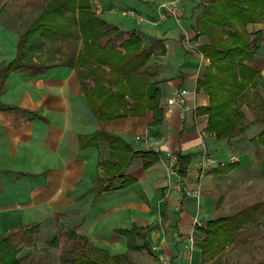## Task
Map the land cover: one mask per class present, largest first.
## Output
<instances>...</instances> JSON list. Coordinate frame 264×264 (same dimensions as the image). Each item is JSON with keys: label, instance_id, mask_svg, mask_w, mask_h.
<instances>
[{"label": "crops", "instance_id": "1", "mask_svg": "<svg viewBox=\"0 0 264 264\" xmlns=\"http://www.w3.org/2000/svg\"><path fill=\"white\" fill-rule=\"evenodd\" d=\"M90 1L93 8L99 5L96 0ZM133 1L151 12L148 23L161 21L155 16L165 0ZM166 1L190 8L189 15L182 11L177 20L186 17L190 31L179 33L178 42L181 48L185 43L186 49L182 48V63L175 67L167 60L171 51L165 34L116 25L124 31L136 30L156 37L165 44L166 53L158 59L154 77L158 83L151 87L160 92V124H151L149 110L141 116L99 123L86 103L75 68L61 63L71 49L63 46L64 42L69 46V41H73L68 36L61 41L46 40L40 49L32 51L35 60L51 64L44 72L9 74L0 102L30 114L0 110V235L37 223L40 231L36 242L45 228L52 234L50 239L60 231H74L88 240V246L124 256L127 264H207L202 263L203 243L195 226H205L218 216L264 202V14L244 26L252 34L250 39L256 31L261 33L251 64L259 73V80L245 92L241 106L244 131L231 139L202 141L198 131L206 127L207 115L196 114L195 109L208 104V97L203 91H196L195 86L209 62L185 40L194 34L192 25L199 15L200 0ZM98 13L100 16L102 12ZM22 29L0 19V65L15 57ZM182 87L191 90V110L184 119L176 107L166 104L168 96ZM99 128L121 137L134 151H155L158 160L144 167L139 156L133 157L125 170L132 179L128 186L96 193L101 179L107 178L109 143L102 139L84 146L82 139ZM203 144L208 154L222 164L198 169ZM167 151L176 157L189 156L185 174L177 173V160L176 172H172ZM230 156L238 160L232 162ZM176 183L193 195H180L175 190ZM260 221L246 225L234 243L218 254L220 263L264 261V220ZM129 228L141 230L132 243L121 231ZM252 229L262 233L250 235L247 231Z\"/></svg>", "mask_w": 264, "mask_h": 264}, {"label": "trees", "instance_id": "2", "mask_svg": "<svg viewBox=\"0 0 264 264\" xmlns=\"http://www.w3.org/2000/svg\"><path fill=\"white\" fill-rule=\"evenodd\" d=\"M203 9L192 25L195 35L203 34L207 42L198 46V52L209 64L196 80V91H203L208 104L198 106L196 114L207 115L208 130L218 139H231L243 133L241 106L245 92L254 87L259 73L251 67L254 52L261 36L259 31L247 32L245 25L257 21L264 14V0H200ZM199 3V6H200ZM90 0H47L35 19L20 31L15 57L0 65V94L13 71L44 72L51 64L34 59L32 51L40 49L44 41L65 40L75 43L61 63L75 68L86 103L99 123L128 116H141L145 110L152 113V125L163 119L156 67L148 64L152 57L164 55L166 47L161 39L136 30H121L108 23L93 8ZM103 10V8H102ZM119 36V38H118ZM153 78V79H152ZM152 79V80H151ZM0 110H26L0 102ZM86 139V140H85ZM105 139L110 151L105 161L107 178L95 188L102 193L113 188H125L132 179L125 174L129 161L139 156L144 167L158 160L153 150H132L121 137L101 128L82 139V145ZM85 140V141H83ZM190 162L189 156L177 155V173L183 175ZM119 180V185L114 183ZM264 220V202L256 203L226 216H218L195 226L203 243L202 263L221 264L218 254L234 243L237 235L251 223ZM39 224H30L0 235V264H23L28 254L19 251L31 246L39 233ZM130 243L140 235L137 228L122 229ZM74 239L70 252L79 253L66 258L67 264H127L124 256L109 255L105 250L88 246V240L74 231L67 232ZM53 237L49 243H53ZM135 246V245H134ZM64 260V259H63ZM248 264H264L253 262Z\"/></svg>", "mask_w": 264, "mask_h": 264}, {"label": "rangeland", "instance_id": "3", "mask_svg": "<svg viewBox=\"0 0 264 264\" xmlns=\"http://www.w3.org/2000/svg\"><path fill=\"white\" fill-rule=\"evenodd\" d=\"M96 1L99 3V6L103 8V11L100 16L109 23L115 25L121 24L123 26H126L127 28H132L133 26H135V27H139L142 31H146V29H148L149 31L148 33L151 34H153L154 31H158L161 34H165V36L168 38V48L171 51L168 52L167 60L173 65V67L182 63L181 61L182 52H183L182 48L186 49V45L183 42L184 45L181 48L182 45L179 44L178 37L181 31L183 34H188L190 31V23H189L190 21L186 19V17H184L182 21L178 22L174 16H171L165 20H161L158 23L152 25L151 23H148L149 22L148 18H150L149 15L151 12L147 13V10L143 9V7H139L136 1L133 0H117L116 2L109 0H96ZM46 2L47 0H0V19L4 23L6 22L10 25L16 26L17 29L19 27L25 29V27L28 26L35 19L36 15L39 13L40 9ZM163 2L167 3L166 0ZM176 6L180 8L183 12L185 11L186 14L188 15L190 14V8L183 7L184 8L183 9L179 5V3H177ZM203 6L204 5L201 2L200 6L197 8L198 9L197 12L199 11V15L202 12ZM110 7L118 11H111L109 9ZM128 8L135 9L136 12L139 14V16L145 18L146 21L137 23L133 17L129 15L128 16L122 15L121 9H128ZM96 14L99 13L96 12ZM154 15L155 14H153V16ZM155 17L158 18V14ZM23 29L21 31H23ZM191 38L185 40H187V43H190V45L194 49H196L197 52H198L197 49L198 46L204 42H207V37L203 34L195 35L194 32ZM64 43L63 46L69 49V47L72 48L71 46L73 45V43H75V41H69V46ZM159 58L160 56H157L156 58L152 57L148 62V64H150L151 66L160 64V61H158ZM154 59H157L156 61L158 63L154 62ZM187 59L188 58H186V60ZM157 69L158 66L156 67V72ZM260 223H262V221H260ZM247 232L250 233V235L253 234L255 236L256 235L258 236L259 234L262 233V231H259L258 229H252L251 231H247ZM51 235L52 234H50V230L45 228L41 232V235L37 237V240L39 241L37 242L35 241L34 244H32L31 246L23 247L19 251L18 256L28 254V259L23 264H67L66 258L70 257L71 255H76L79 253V250L73 253L70 252L74 244V239L67 238L68 237L67 232L60 231L58 235L55 237L56 239L53 241V243H49ZM221 256H223V254ZM221 264H234V263L221 262Z\"/></svg>", "mask_w": 264, "mask_h": 264}, {"label": "built area", "instance_id": "4", "mask_svg": "<svg viewBox=\"0 0 264 264\" xmlns=\"http://www.w3.org/2000/svg\"><path fill=\"white\" fill-rule=\"evenodd\" d=\"M95 11L102 12V7L97 5L95 8ZM182 10L178 8L174 2H162L158 6V18L159 20H164L167 18L168 15L174 16L177 20L180 19L182 16ZM121 14L124 16H131L133 17L137 23H141L146 21L145 18L139 16V14L136 12L135 9L128 8V9H121ZM191 93V90L185 87L175 89L166 99V104L169 107H176L179 112V116L181 119H184L186 114L191 110V107L188 103V95ZM199 138L204 141L206 139H215L216 134L214 131L208 130L206 127L202 128L198 131ZM137 140L140 139V136L135 137ZM144 140L147 139V136H144ZM203 154L198 162V169L199 170H205L208 168H211L215 165H220L222 162H219L214 156L208 154L207 149L205 148V145L203 144ZM166 157L169 162V167L171 168L172 172H176L175 163L177 160L176 155L171 152H166ZM230 161L234 162L237 161L238 158L236 156H230ZM175 190L180 193V195L184 196H191L194 192L185 189L182 184L176 183L175 184Z\"/></svg>", "mask_w": 264, "mask_h": 264}]
</instances>
